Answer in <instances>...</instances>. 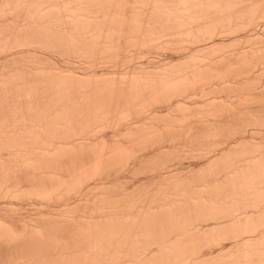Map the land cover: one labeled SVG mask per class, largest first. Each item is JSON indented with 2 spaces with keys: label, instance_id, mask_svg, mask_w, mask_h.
Listing matches in <instances>:
<instances>
[{
  "label": "bare ground",
  "instance_id": "bare-ground-1",
  "mask_svg": "<svg viewBox=\"0 0 264 264\" xmlns=\"http://www.w3.org/2000/svg\"><path fill=\"white\" fill-rule=\"evenodd\" d=\"M0 264H264V0H0Z\"/></svg>",
  "mask_w": 264,
  "mask_h": 264
}]
</instances>
